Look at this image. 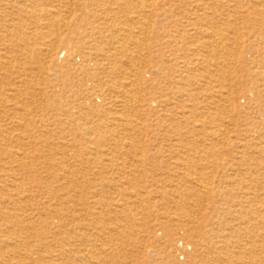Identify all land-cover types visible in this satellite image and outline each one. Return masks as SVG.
<instances>
[{
  "label": "bare ground",
  "instance_id": "1",
  "mask_svg": "<svg viewBox=\"0 0 264 264\" xmlns=\"http://www.w3.org/2000/svg\"><path fill=\"white\" fill-rule=\"evenodd\" d=\"M0 264H264V0H0Z\"/></svg>",
  "mask_w": 264,
  "mask_h": 264
},
{
  "label": "rangeland",
  "instance_id": "2",
  "mask_svg": "<svg viewBox=\"0 0 264 264\" xmlns=\"http://www.w3.org/2000/svg\"><path fill=\"white\" fill-rule=\"evenodd\" d=\"M154 199V201H157V203H158V205H160V204H162L164 201H160V199L161 198H159V197H152V199H150V200H153ZM156 199V200H155ZM161 202V203H160ZM172 208H167L166 210L165 209H158L159 211H161V212H166L167 214H170L171 213V215H173V211H174V209H172ZM158 213V212H157ZM176 259L178 260V261H180V262H183V260L186 258V254L184 253V252H176Z\"/></svg>",
  "mask_w": 264,
  "mask_h": 264
}]
</instances>
